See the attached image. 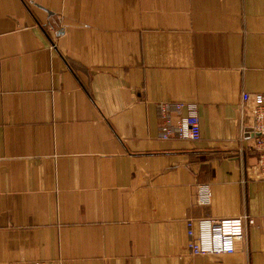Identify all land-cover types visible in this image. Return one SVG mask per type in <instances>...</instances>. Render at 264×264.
Wrapping results in <instances>:
<instances>
[{
  "label": "crops",
  "instance_id": "obj_1",
  "mask_svg": "<svg viewBox=\"0 0 264 264\" xmlns=\"http://www.w3.org/2000/svg\"><path fill=\"white\" fill-rule=\"evenodd\" d=\"M244 91L264 0H0V264H264ZM177 100L199 139L159 137ZM242 213L244 250L189 252V222Z\"/></svg>",
  "mask_w": 264,
  "mask_h": 264
},
{
  "label": "built area",
  "instance_id": "obj_2",
  "mask_svg": "<svg viewBox=\"0 0 264 264\" xmlns=\"http://www.w3.org/2000/svg\"><path fill=\"white\" fill-rule=\"evenodd\" d=\"M186 107V111L183 108ZM249 120L248 133L253 139L256 151V167L264 177V94L260 92H242L240 107ZM194 102L177 100L173 103L161 102L159 112L162 122L158 135L162 139L170 137L200 138V122ZM198 201L206 204L209 201V185H198ZM253 223V217L242 213L231 217L202 216L197 218V232L189 222L186 247L192 254H222L242 251L246 247V225ZM34 264H45L36 260Z\"/></svg>",
  "mask_w": 264,
  "mask_h": 264
}]
</instances>
